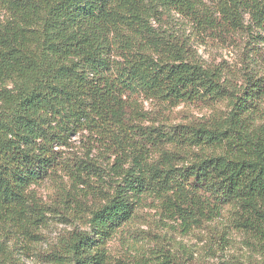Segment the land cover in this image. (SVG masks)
<instances>
[{
	"label": "trees",
	"instance_id": "16d2710c",
	"mask_svg": "<svg viewBox=\"0 0 264 264\" xmlns=\"http://www.w3.org/2000/svg\"><path fill=\"white\" fill-rule=\"evenodd\" d=\"M0 6V264H30L36 251L25 237L52 208L73 228L38 252L46 264H107L108 241L147 203L190 226L230 206L247 229L264 231V72L245 65L242 82L234 81L227 65L206 68L190 54L182 32L154 25L173 12L210 36L252 43L264 39V0ZM149 100L201 102L213 112L145 125L163 117V109L141 107ZM84 132L96 141L91 147L115 155L110 170L89 155H65L72 136ZM109 171L120 181L107 180ZM50 178L53 205L33 188Z\"/></svg>",
	"mask_w": 264,
	"mask_h": 264
},
{
	"label": "rangeland",
	"instance_id": "374dc122",
	"mask_svg": "<svg viewBox=\"0 0 264 264\" xmlns=\"http://www.w3.org/2000/svg\"><path fill=\"white\" fill-rule=\"evenodd\" d=\"M4 14L0 6V20L5 17ZM154 25L160 31L169 29L182 32L188 37L190 54L206 68L227 65L229 77L232 75L234 81L242 82L245 65L253 75L259 76L264 72V39L247 43V38L243 35L216 38L173 12L162 14V18L154 20ZM244 49L249 51L246 58ZM223 105L219 104L217 107ZM141 107L146 111L163 109V117L147 120L145 125L183 124L213 112L211 107L201 102L167 107L149 100L142 102ZM86 135L87 132L72 136L73 146L63 148L65 155H89L106 170H110L115 155L105 152L101 145L91 147L96 141L88 142ZM109 172L112 175L106 176L107 180L120 181L112 171ZM33 188L47 205L55 203L56 185L51 178ZM74 221L80 228H88L86 220L78 222V218H74ZM37 226L33 236L25 237L26 242L35 247L34 252L36 251L28 262L46 264L45 257L38 252L52 249L63 232L73 228V223L52 208ZM106 250L107 264H163L170 260L177 264H264V231L258 227L247 229L230 206H226L218 217L190 226L179 218H172L161 207L147 203L137 207L132 221L108 241Z\"/></svg>",
	"mask_w": 264,
	"mask_h": 264
}]
</instances>
